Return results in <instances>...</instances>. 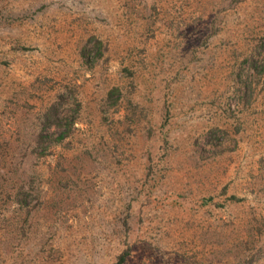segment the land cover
<instances>
[{
  "label": "rangeland",
  "instance_id": "374dc122",
  "mask_svg": "<svg viewBox=\"0 0 264 264\" xmlns=\"http://www.w3.org/2000/svg\"><path fill=\"white\" fill-rule=\"evenodd\" d=\"M264 264V0H0V264Z\"/></svg>",
  "mask_w": 264,
  "mask_h": 264
},
{
  "label": "trees",
  "instance_id": "16d2710c",
  "mask_svg": "<svg viewBox=\"0 0 264 264\" xmlns=\"http://www.w3.org/2000/svg\"><path fill=\"white\" fill-rule=\"evenodd\" d=\"M121 262H122V258L120 257L118 262H116L115 264H121Z\"/></svg>",
  "mask_w": 264,
  "mask_h": 264
}]
</instances>
